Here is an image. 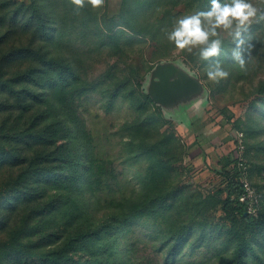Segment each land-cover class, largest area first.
Instances as JSON below:
<instances>
[{
  "label": "rangeland",
  "instance_id": "374dc122",
  "mask_svg": "<svg viewBox=\"0 0 264 264\" xmlns=\"http://www.w3.org/2000/svg\"><path fill=\"white\" fill-rule=\"evenodd\" d=\"M37 1L56 29L39 45L49 57L72 66L80 77L78 86L89 89L75 106H58L57 113L62 110L64 121L81 128L97 165L116 170L111 182L121 180L130 207L162 196L172 203L163 216L148 217L135 229L133 240L144 264H165L169 246L159 256L155 249L182 229L190 235L175 264H231L230 231L243 225H233L224 210V157L238 163L243 158L258 197L257 215L264 220V23H254L246 33L254 46L247 71L230 58L220 59L229 77L217 83L207 78L209 62L177 49L166 37L176 18L202 10L208 0L160 6L153 0H105L101 9L85 7L78 13L70 0ZM252 2L264 6L261 0ZM24 35L15 42L27 40ZM222 39L229 38L222 34ZM169 64L179 69L172 78L187 86L166 101L157 100L156 72ZM120 195L101 193L94 207L97 216L110 211L108 199ZM248 237L264 258V231ZM258 260L251 252L248 264H261Z\"/></svg>",
  "mask_w": 264,
  "mask_h": 264
},
{
  "label": "trees",
  "instance_id": "16d2710c",
  "mask_svg": "<svg viewBox=\"0 0 264 264\" xmlns=\"http://www.w3.org/2000/svg\"><path fill=\"white\" fill-rule=\"evenodd\" d=\"M178 2L153 0L158 6ZM208 6L209 0L202 10ZM55 30L37 0H0V264H144L135 229L148 217L163 216L172 203L162 196L130 207L121 180L111 182L116 170L97 165L81 128L64 121L63 107L75 106L89 89L78 86L72 66L39 45ZM20 33L27 40L16 43ZM232 47L230 38L223 41L218 59L230 58ZM232 162L224 157L222 163L228 180L224 210L233 225L243 227L230 231L231 264H248L251 252L264 264L248 237L264 231V220L240 202L239 163ZM103 192L121 195L108 199L110 211L98 217L94 207ZM157 232H151L154 241ZM189 235V229L174 231L155 249L157 256L169 246L165 264H175Z\"/></svg>",
  "mask_w": 264,
  "mask_h": 264
},
{
  "label": "clouds",
  "instance_id": "9594fccd",
  "mask_svg": "<svg viewBox=\"0 0 264 264\" xmlns=\"http://www.w3.org/2000/svg\"><path fill=\"white\" fill-rule=\"evenodd\" d=\"M261 2L264 4V0ZM70 3L78 13L85 7L101 9L105 0H70ZM254 23H264V6L258 7L252 0H209L206 10L176 18L171 29L166 32V37L177 49L186 50L197 55L201 61L209 62L207 78L219 83L229 77V72L220 60H213L221 55L222 34L234 44L230 59L241 70L247 71L254 46L251 43L252 35L245 38V34Z\"/></svg>",
  "mask_w": 264,
  "mask_h": 264
},
{
  "label": "water",
  "instance_id": "95a60500",
  "mask_svg": "<svg viewBox=\"0 0 264 264\" xmlns=\"http://www.w3.org/2000/svg\"><path fill=\"white\" fill-rule=\"evenodd\" d=\"M179 72L175 64L166 66L161 65L156 72L158 80L154 82L153 95L157 100L166 101L180 87H186V81L173 79L172 77Z\"/></svg>",
  "mask_w": 264,
  "mask_h": 264
},
{
  "label": "built area",
  "instance_id": "2783aa9c",
  "mask_svg": "<svg viewBox=\"0 0 264 264\" xmlns=\"http://www.w3.org/2000/svg\"><path fill=\"white\" fill-rule=\"evenodd\" d=\"M239 158V167L241 170L240 183L242 186V193L239 197L240 202L244 203L247 208V212L252 215H257L258 207V197L256 191L252 186L251 182L247 176L246 165L243 162V158Z\"/></svg>",
  "mask_w": 264,
  "mask_h": 264
}]
</instances>
